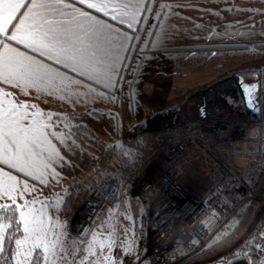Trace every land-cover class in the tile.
Returning <instances> with one entry per match:
<instances>
[{
  "label": "crops",
  "instance_id": "1",
  "mask_svg": "<svg viewBox=\"0 0 264 264\" xmlns=\"http://www.w3.org/2000/svg\"><path fill=\"white\" fill-rule=\"evenodd\" d=\"M158 1L161 0H145L138 21L129 28L127 23L121 24L119 20L111 19L114 14L112 4L117 0H84L83 4L79 0H62L71 5L77 15L86 12L93 21L107 23L129 37L121 41L124 48H116L121 59L116 64L118 71L112 74L115 86L106 87L107 81H88L77 77L70 70L45 60L46 64L59 68L63 74L83 80L84 84L72 86L71 94L55 93L49 96L0 82V104L19 101L34 105L27 111L45 113V121L49 114L52 119L59 113L75 114L73 122L86 125L99 139L114 143L125 127L131 126L129 121H134V126L140 124L150 112L180 105L198 90L229 75L237 78L244 91L253 85L252 91L259 88L264 72V0H162L160 4ZM89 3L95 4L96 8H88ZM229 8L234 10L227 11ZM105 12L109 15L105 16ZM135 36H139V39L132 38ZM12 46L38 60L42 59L38 53L30 52L23 45L12 42ZM2 55L3 49H0V57ZM219 85L215 89L226 86L231 93L223 88L218 89L213 93L214 100L223 94H232L235 88L228 85V81ZM5 92L10 95L4 97ZM167 113L156 116L154 121H157L158 127L172 123L173 117L171 122L166 119L160 123L159 116ZM244 121L247 127L244 136L236 140L230 138L234 144H239L243 139L244 146L240 151L251 146L260 131L258 121L247 118ZM55 125L57 127L50 131L58 135L63 133L59 141L49 137L63 157L60 164L54 165L58 176L54 178L50 172L45 173V185L25 177L23 173L0 167V172H11L21 185L26 181L29 188L34 189L25 193L23 200L35 199L37 190L44 186L60 187L83 173H90L93 168L92 155L95 152L85 144L91 143L94 136L59 129V125L65 128L64 121H58ZM246 135L250 136V140L245 139ZM239 152L234 151L233 155H240ZM8 183V178L0 175V204L11 203L3 195ZM13 195L17 196V203L23 202L17 193ZM44 197L40 196V199ZM40 204L34 207L39 209Z\"/></svg>",
  "mask_w": 264,
  "mask_h": 264
},
{
  "label": "snow or ice",
  "instance_id": "2",
  "mask_svg": "<svg viewBox=\"0 0 264 264\" xmlns=\"http://www.w3.org/2000/svg\"><path fill=\"white\" fill-rule=\"evenodd\" d=\"M79 3L83 4L84 0ZM144 3L145 0H117L112 4L114 14L111 19L132 28ZM87 7L94 9L96 5L89 3ZM132 38L139 39V36ZM126 39L129 37L124 33L107 23L93 21L86 12L77 15L75 9L62 0H0V49H3L0 82L49 96L71 94L72 86L84 84L83 80L46 64L44 61L47 60L77 77L107 81L106 87H114L112 74L118 71L116 64L121 59L116 48H124L121 41ZM12 42L38 53L42 59L18 51ZM252 88H245L247 96H251ZM3 95L8 97L10 94L5 92ZM247 103L252 106V100ZM34 107L19 101L0 104V167L23 173L46 185L45 173L50 172L54 178L58 176L54 165L63 160L49 137L59 141L63 133L58 135L50 131L56 126L50 114L45 121V113L27 111ZM0 175L8 178L3 195L11 201L0 204V264H123L114 261L106 252V249L119 248L111 237L107 243L98 242L95 233L91 241H67L65 232L60 230L63 225L46 216V206L39 197L23 200L25 193L34 190L26 181L21 185L11 172H0ZM13 193H17L23 202L17 203ZM37 203H41L39 209L34 207ZM13 241L15 248L10 251L8 245ZM82 252L86 255L81 256ZM126 255H131L130 248Z\"/></svg>",
  "mask_w": 264,
  "mask_h": 264
},
{
  "label": "rangeland",
  "instance_id": "3",
  "mask_svg": "<svg viewBox=\"0 0 264 264\" xmlns=\"http://www.w3.org/2000/svg\"><path fill=\"white\" fill-rule=\"evenodd\" d=\"M158 3H162V0L158 1ZM262 75L263 79L260 81L261 84L259 83V88H255V91H251V96H248L253 103L261 107V119L264 111V72ZM229 81L228 85L234 86L232 80ZM216 87L217 86L212 87V90L209 89L205 94L200 92L204 89L202 88L191 95L187 101L175 107L152 111L140 124L135 126L134 121H129L131 126L125 127L124 129L128 131L127 136H125L123 131L119 134L118 139H121L123 143L120 146L116 147L113 145V141L106 142V139L104 141L99 139L98 136L92 137V142L85 144L86 147L90 146L95 152V155H92L93 168L90 173L86 172L85 175H83V173L57 188L44 186L42 189L37 190L35 197L39 196L40 199V196H45V199L40 200L46 206L44 209L46 216L52 221H59V223L63 225V228L60 230L65 232L67 241L77 239L91 241L93 233H95L98 242L103 241L107 243L109 237H111L119 244V248L106 249V252L113 257L114 261H122L124 264L126 257H132L135 254L138 232L143 222L142 216L148 215V210L152 206L151 203L160 197L159 194L157 197H154L153 192L150 191L152 188L155 189V192L158 191L157 193L162 191L156 172L151 170V166H141L139 159L142 153H149L153 150L152 148L156 146L159 147L162 138H172L173 136H171V134H173V132H182L183 130L188 131L187 133L189 134L192 132L194 141L197 142V140H199L206 147L200 149L196 147V144H190L187 148L189 153L186 154L183 164L186 170H184V173L182 172L183 175L186 174L187 177L185 176L184 181L183 176L182 179L181 176L179 177L182 188L194 195L197 194L200 196L201 190L204 188L205 184L203 176L209 178L213 175L214 177L222 178L218 163L209 156L207 150L211 149V141H215V139L221 135L229 134L231 139H241L247 130L244 121L247 116L243 113L242 107L235 96L237 93L235 88L232 90V94H230V88L223 86L215 89ZM222 88L230 93L228 95L222 93L223 95L220 97L223 98L219 97V99L214 100L213 93ZM182 105L187 106L190 113V117L183 122L174 123L172 120L173 123H169L171 124L170 126L158 127V125H156L157 121H152V128H146L148 121L154 115L171 108H177V110H179ZM199 106H202L203 109L206 107L203 110L204 112H201L200 115L197 113L193 114L194 110ZM199 111L201 110L199 109ZM171 115L175 117L176 113L173 111ZM155 119L156 118H154V120ZM239 126L243 127L244 133L237 131ZM204 127L208 129H204ZM233 127H235V132H233ZM95 132L99 135L98 130ZM198 137L204 138L205 142ZM236 143L235 145L237 148L242 150L241 148L244 146L243 139L239 141V144ZM101 148L103 150H101ZM220 148L225 151L228 150L224 144H221ZM213 156L216 160L227 162L226 158L223 155H218L217 152H215ZM246 163L250 166L244 171L242 165H246ZM254 166L255 164H251L250 159L243 155H232L231 163L228 165L230 171L236 170L250 174L254 173L251 170ZM147 172H152L153 186L147 191H142L140 189L141 183ZM104 173H113L117 175L123 185V189L117 193L113 204L98 215L92 229L77 237L70 229L71 220L84 197L97 181V178ZM200 174H202V176ZM256 182L257 175L256 181H253V183ZM188 185H191L193 189H190ZM200 185L202 187H200ZM261 210L264 211V204L258 211L259 215ZM258 213L255 218L251 222L245 224L244 227L243 225H237L236 228L235 224L229 225L228 235H225L224 238H222L223 236L220 237L217 235L218 238L214 240L216 242L218 241V245L214 246L209 251L208 256L203 257L202 262L214 258H221V261H224L237 253L240 247L247 243L252 232H256L260 222L263 220V218L259 217ZM238 227L243 228L238 230ZM255 227L257 229L254 231ZM96 246L97 245H94V247ZM129 248L131 250V255H126V250ZM80 255L84 256L86 253L82 252ZM141 262L144 263V261Z\"/></svg>",
  "mask_w": 264,
  "mask_h": 264
},
{
  "label": "built area",
  "instance_id": "4",
  "mask_svg": "<svg viewBox=\"0 0 264 264\" xmlns=\"http://www.w3.org/2000/svg\"><path fill=\"white\" fill-rule=\"evenodd\" d=\"M123 133L127 136L128 131L123 130ZM198 138L205 142L204 138ZM190 144H195L192 132L168 140L140 156V165L151 166V170L156 172L162 187V195L151 203L148 215L142 216L143 222L138 232L136 252L132 257H126L124 264H140L141 261H146L148 264H171L168 256L171 250L189 246L192 252L207 245L212 238L226 231L228 221L239 211L244 202L255 198L251 189L255 184L253 181H256V174L248 173V177L245 172L236 170H231V180L227 184L230 197L221 193L199 196L182 188L179 171L161 164L170 163L179 157ZM151 173L145 174L140 187L142 191H147L153 186ZM248 178L252 182L248 186L249 194L240 200L235 199L240 186L247 184ZM122 189L123 185L117 175L101 174L74 213L70 223L71 231L76 235H82L91 230L98 215L113 204L117 193ZM262 211L260 215L258 213L259 217L263 218L258 229L256 228L248 245L239 250L241 255L231 263L240 259H245L247 264H261L264 261V251H262L264 211Z\"/></svg>",
  "mask_w": 264,
  "mask_h": 264
},
{
  "label": "trees",
  "instance_id": "5",
  "mask_svg": "<svg viewBox=\"0 0 264 264\" xmlns=\"http://www.w3.org/2000/svg\"><path fill=\"white\" fill-rule=\"evenodd\" d=\"M54 117L55 119H53V121L56 124L58 123V121L59 122L64 121V123L66 124L65 128L60 125L58 126V128L65 132H67V129H68L70 133L78 134V133L86 132L94 136L93 131L89 127H87L86 125L82 123L73 122V119H75L76 117L75 114L59 113L58 115ZM258 123L260 124V131L257 134V136L253 139V144L247 147V149H245L244 151H240L237 148V146L233 143V141H230L229 134L221 135L217 139H215V141H211L212 142L210 143L211 149L207 150L209 156H211L214 159V161L218 163L220 167L219 172L221 173L222 178L220 179V178L214 177L213 175L210 176L209 178L203 176V179L205 180V184H204V188L201 190L202 195L211 196L215 193H221L222 195L226 197L231 196V194L229 193L227 189V184L231 180V171L228 165L231 163L232 155L234 151L235 152L240 151L239 152L240 155H243L244 157L249 158L250 163L255 164L254 168H251V170L257 175V182L254 184V186L251 189V191L255 195V198L249 199L246 202H244L243 205L240 207L239 211L228 221L226 231L222 233L221 235H218L220 237L223 236L222 238H224L225 235H228L229 225L231 226L232 224H235L236 228H237V225L238 226L243 225L244 227L245 224H247L248 222H251L255 218L256 214L258 213V211L263 205V201H264V111H263L262 119L258 121ZM187 132L188 131L186 130H183L182 132H173V134H171V136L173 137L172 138L169 137L168 139L167 137L162 138L161 142L159 143V146L164 144L168 140L177 138L183 134H186ZM245 139L250 140V136L246 135ZM195 144H196V147H199L200 149L206 148L205 145L199 140H197ZM221 144H224L228 148V150L226 151L222 150L220 148ZM101 150L103 149L101 148ZM215 152H217L218 155H223L226 158V161H227L226 163H229V164H226L224 161L216 160L213 156ZM187 153L189 152L186 149L179 157H177L170 163H166V164L162 163L161 165L178 170L180 173L181 179L183 176V181H184L185 176L187 177V175L186 174L183 175V173L185 172L184 170H186V167L185 166L183 167V164H184V159ZM247 164L248 163H246V165H242L243 166L242 169H244V171L246 168L250 166ZM246 174L249 177V174L248 173ZM200 175L202 176V174ZM251 184L252 182L248 178L247 184H243L240 186L238 196H236L235 199L240 200L244 198L246 195H248L250 192V190L248 189V186ZM188 186H190V189L192 188L191 185H188ZM150 192H153L154 197H157L158 194L159 196L162 195L161 191L157 193L158 191L155 192V189L153 188ZM243 227H238V230L242 229ZM255 230H256V227L254 228V231ZM18 235L19 234L17 233V236ZM253 235H254V232H252V234L249 236V240H247V243L241 246L240 249L248 245ZM218 236H215L214 238H212L207 245L197 250H194L192 252H191L192 248L189 246L174 248L173 250L170 251L168 255L169 258L171 259V264H229V262H231L238 256L237 254H239V251L235 253L231 258H227L224 261L223 260L221 261V258H214V259L207 260L205 262H201L203 257L208 256L209 251L214 246L218 245V241L216 242L214 240L215 238H218ZM8 247L10 251L11 249H14L15 248L14 241L12 244L8 245ZM140 264H148V263L144 261V263L141 262Z\"/></svg>",
  "mask_w": 264,
  "mask_h": 264
},
{
  "label": "water",
  "instance_id": "6",
  "mask_svg": "<svg viewBox=\"0 0 264 264\" xmlns=\"http://www.w3.org/2000/svg\"><path fill=\"white\" fill-rule=\"evenodd\" d=\"M232 80V82L234 83L235 86V90L237 92V99L238 102L240 103L241 107H242V111L245 114V116H247L248 119L250 120H260L261 119V107L258 104H255L252 102V106H249L247 101L249 100V97L246 95L242 85L240 84V82L237 80V78L234 75H229L223 79H219L211 84H209L206 88H204L203 90H201L200 92L202 94H205L206 91H208L209 89H211L212 87L221 84L225 81H229ZM200 110H202V107H199ZM238 132L240 133H244V129L243 127L239 126L238 128ZM122 140L121 139H117L113 145L114 146H120L122 145ZM231 264H247V261L245 259H240L237 261H233Z\"/></svg>",
  "mask_w": 264,
  "mask_h": 264
},
{
  "label": "bare ground",
  "instance_id": "7",
  "mask_svg": "<svg viewBox=\"0 0 264 264\" xmlns=\"http://www.w3.org/2000/svg\"><path fill=\"white\" fill-rule=\"evenodd\" d=\"M228 82H230V81H228ZM237 95V93L235 94V96ZM234 96V97H235ZM199 107H202V106H199ZM199 107H197V109H196V111L194 110V113H197V114H199L200 115V113L201 112H204L203 110L206 108H202V110L201 111H199ZM174 111V113H176V116L175 117H173V122L174 123H180V122H183L184 120H186L187 118H189L190 116H189V110H188V108H187V106H185V105H182L181 107H180V109L179 110H177V108H171V109H168V110H166V111H163V112H160V113H158V114H156V115H154L149 121H148V124H147V126H146V128H152L151 126H152V121H154V118H156V116H158L159 114H162V113H167V114H165L164 116H162V115H160L159 117H160V123H163L164 121H166V119H167V121L168 122H171V119H172V115H171V113ZM207 112H208V110H207ZM193 113V114H194ZM210 115H212V114H210ZM174 118H175V121H174ZM172 122V123H173ZM171 123V124H172ZM171 124H168L169 126L171 125ZM204 129H208V128H206V127H204ZM237 131H238V129H237Z\"/></svg>",
  "mask_w": 264,
  "mask_h": 264
}]
</instances>
